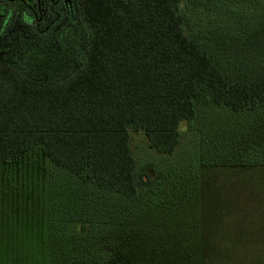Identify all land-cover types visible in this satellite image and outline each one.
Wrapping results in <instances>:
<instances>
[{"label":"trees","instance_id":"1","mask_svg":"<svg viewBox=\"0 0 264 264\" xmlns=\"http://www.w3.org/2000/svg\"><path fill=\"white\" fill-rule=\"evenodd\" d=\"M76 2L72 25L62 22L39 38L20 37L18 48L0 33V162H17L37 148L79 183L78 192L52 196L75 201L88 195L81 187L91 185L130 203L94 199L96 213L86 219L87 228L65 210L67 226L58 227L62 234L48 249L52 264L169 263L173 253L167 251L179 244L160 226L158 236L148 233L143 217L161 203L187 199L177 197L178 188L173 198L163 195L156 206L139 209L140 189H154L161 176L150 164L137 168L130 132H142L158 154L172 155L181 143V123L191 128L200 108L238 113L263 106L264 0L252 3V15H236L233 25L220 19L222 0ZM188 4L206 5L203 27L192 23ZM46 42L58 50L74 43L69 63L37 68L22 62L24 51ZM27 70L63 78L43 84ZM259 157L264 162V150ZM106 203L134 218L110 214ZM50 206L48 216L60 225V212L52 214Z\"/></svg>","mask_w":264,"mask_h":264},{"label":"rangeland","instance_id":"2","mask_svg":"<svg viewBox=\"0 0 264 264\" xmlns=\"http://www.w3.org/2000/svg\"><path fill=\"white\" fill-rule=\"evenodd\" d=\"M258 1L222 0L221 21L233 25L236 15H252V3ZM182 5L185 7V1ZM188 12L197 27L208 21L206 5L190 4ZM69 21L62 16L64 26L70 25ZM12 43L18 48L20 37L15 36ZM56 49L49 42L40 43L38 50L22 53V62L37 68L63 66L69 63L75 44ZM27 71L43 84L63 78H49L47 70ZM180 131L181 143L172 155L158 154L148 147L142 132H130L137 168L150 164L161 176L154 189H140L135 201L139 209L156 206L161 198H173L178 188L181 193L177 197L187 199L180 204L175 200L164 206L161 203L143 217L148 233L158 236L156 227L160 226L179 244V250L167 251L173 254L166 257L171 261L165 264H264V162L259 157L264 150V105L238 113L203 107L194 125L188 128L182 122ZM78 184L68 172L51 165L37 148L17 162H0V264H52L48 249L62 234L58 227L63 230L67 226L62 216L65 210L71 209L75 221L87 228L90 223L86 219L96 213L94 199L121 203V207L130 204L115 195L96 192L91 185L81 187L88 195L79 194L75 201L52 196L59 191L64 195L78 192ZM50 203L54 205L50 206L52 214L57 211L62 216L60 225L48 216ZM104 206L110 214L122 215L123 220L134 218L131 211H119L107 203Z\"/></svg>","mask_w":264,"mask_h":264},{"label":"flooded vegetation","instance_id":"3","mask_svg":"<svg viewBox=\"0 0 264 264\" xmlns=\"http://www.w3.org/2000/svg\"><path fill=\"white\" fill-rule=\"evenodd\" d=\"M63 15L70 25L78 19L76 0H0V33L4 38H39L62 23Z\"/></svg>","mask_w":264,"mask_h":264}]
</instances>
